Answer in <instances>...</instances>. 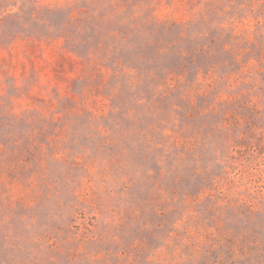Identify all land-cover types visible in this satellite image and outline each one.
<instances>
[{
	"label": "rangeland",
	"instance_id": "1",
	"mask_svg": "<svg viewBox=\"0 0 264 264\" xmlns=\"http://www.w3.org/2000/svg\"><path fill=\"white\" fill-rule=\"evenodd\" d=\"M0 264H264V0H0Z\"/></svg>",
	"mask_w": 264,
	"mask_h": 264
}]
</instances>
